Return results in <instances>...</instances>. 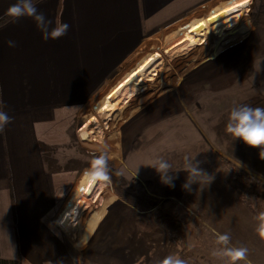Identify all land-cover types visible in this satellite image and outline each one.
Segmentation results:
<instances>
[{
    "label": "rangeland",
    "instance_id": "obj_1",
    "mask_svg": "<svg viewBox=\"0 0 264 264\" xmlns=\"http://www.w3.org/2000/svg\"><path fill=\"white\" fill-rule=\"evenodd\" d=\"M263 2L249 0L238 19L223 27L220 33L209 29L205 35L200 27L212 19L187 27H183L187 24L186 17L172 24L144 21L141 53L130 55L126 62V54H114L115 70L104 85L98 87L97 95L82 102L81 110L96 96L100 97L105 86L117 82L142 59L147 77L135 84L128 101L113 118L107 120L120 103L92 120L78 138L71 132L79 118L77 110L63 132L53 134L55 141L45 143L50 150L51 171L66 178L50 216L55 219L56 210L72 195L71 183L74 185L93 156L101 151L109 154V163L125 178L127 191L146 194L158 203L151 209L138 208L116 192L112 179L110 184H98L85 209L72 222L70 236L56 226L67 256L61 251V261L35 264H161L168 255L178 256L186 264H229L226 258L212 255L220 247L216 244V233H229L233 241L236 232L240 235L249 232L247 226L235 217L240 223L239 229L210 227L209 219L226 221V215L204 212L202 198H193L192 203L186 201L181 192L187 172L174 173L177 178L174 187H170L162 183L152 165L164 159L176 170L184 166L185 156L197 154L196 160L201 162L202 169H219L225 174L232 171L230 177L246 173L258 193L237 192L239 199L251 206L257 216L264 212V180L252 177L226 158L223 122L224 114L229 113L232 106L250 96L264 94V28L256 24ZM202 9L204 7L197 11ZM196 30V36L180 47L159 51ZM197 39L200 41L179 51ZM133 79L134 76L129 83ZM217 130L222 138L218 141ZM231 217L232 223L234 218ZM169 218L179 220L183 232L175 230ZM90 226L91 234L87 237ZM258 241L262 242L260 237ZM0 253V258H18L8 247L0 246ZM20 264L33 263L20 261Z\"/></svg>",
    "mask_w": 264,
    "mask_h": 264
},
{
    "label": "crops",
    "instance_id": "obj_2",
    "mask_svg": "<svg viewBox=\"0 0 264 264\" xmlns=\"http://www.w3.org/2000/svg\"><path fill=\"white\" fill-rule=\"evenodd\" d=\"M248 1L37 0L38 9L53 21V25L57 21L70 25L66 35L47 41L42 39L31 18L16 22L10 18L0 24V97L5 105L3 110L13 118L0 133V246L8 247L18 256L7 260L35 264L59 262L61 251L67 256L56 226L69 235L72 222L85 209L98 184L82 185L83 172L79 174L74 185L69 186L72 195L62 207L59 206L52 219L50 212L66 178L51 171L50 150L45 143L55 141L53 134L62 133L77 110L80 111L79 118L71 132L80 138L92 120L127 99L135 84L147 77L142 59L117 82L107 84L101 90V96H96L81 110L82 102L97 95L98 87L104 85L115 70L114 54H126V62L130 55L141 53V38L145 35L141 34L142 23L148 20L172 24L186 17L187 24L183 27H187L212 19L200 26L206 35L209 29L213 31L235 22ZM15 2L0 0V19ZM231 5L234 6L227 11ZM201 7L204 9L197 11ZM196 33L197 30L189 32L159 51L168 52L180 47ZM9 40L15 41L16 47H9ZM198 41L200 39L185 44L179 51ZM132 76L134 79L129 83ZM242 103L264 107V94L250 96ZM224 117L226 126L228 113ZM219 130L217 141L222 139ZM224 143L226 158L232 164L252 177L264 180V159H260L259 148L249 147L239 139L233 140L228 133ZM218 149L222 151L220 146ZM203 171L214 177L211 184L202 191H198L199 184H192L190 191L182 188L181 194L188 203H192L193 198H202L201 205L206 213L226 215V221L209 219L210 227L239 229L237 217L249 232L243 235L236 232L232 245L247 247L252 264H264V238L255 231L257 214L251 206L242 203L239 194L228 184L233 172L225 174L213 168ZM231 216L234 218L232 223ZM5 237L7 241H4ZM259 237L262 242L258 241ZM5 252L8 253V249Z\"/></svg>",
    "mask_w": 264,
    "mask_h": 264
},
{
    "label": "clouds",
    "instance_id": "obj_3",
    "mask_svg": "<svg viewBox=\"0 0 264 264\" xmlns=\"http://www.w3.org/2000/svg\"><path fill=\"white\" fill-rule=\"evenodd\" d=\"M7 16L13 22L21 18H31L45 41L63 37L70 28L69 24L59 21L53 25V21L46 18L45 14L38 9L37 0H16L7 9ZM7 44L9 47H16V42L13 40H9ZM4 107L3 99L0 97V133H3L6 126L13 121V118L3 110ZM225 131L233 140L239 139L249 147L259 148L260 159H264V107H253L247 103L232 106L228 113ZM196 155L185 156L184 166L180 169L173 170L172 165L164 159H158L152 167L160 174L162 183L170 187H174V180L177 178L174 173L185 171L188 175L182 187L190 191L192 184H199L198 191H202L205 186L211 184L214 177L203 171L200 167L201 162L196 160ZM109 159L110 156L106 151L94 155L89 162V167L83 171L81 184L90 187L110 183ZM256 220L255 231L264 238V212L260 213ZM216 244L220 247L213 251V256L226 258L229 264H240V262L252 264L249 259V249L233 246L229 233H216ZM161 264H186V262L178 256L168 255Z\"/></svg>",
    "mask_w": 264,
    "mask_h": 264
},
{
    "label": "trees",
    "instance_id": "obj_4",
    "mask_svg": "<svg viewBox=\"0 0 264 264\" xmlns=\"http://www.w3.org/2000/svg\"><path fill=\"white\" fill-rule=\"evenodd\" d=\"M10 17L7 15L0 19V24L9 20ZM256 24L264 28V2L262 3L260 10L256 16ZM110 177L113 181L114 188L116 192L121 195L124 199H127L129 202L133 203L138 208L151 209L156 206L158 200L150 197L146 194L135 195L130 193L125 189L126 180L118 170L109 163ZM228 184L238 193L249 192L252 194L258 193V189L254 184L247 178V174L241 172L238 175L229 177L227 180ZM110 184V183H109ZM109 186V185H108ZM111 191V188L109 186ZM169 223L174 225V229L180 232H183V226L179 223V220L169 218ZM0 264H20V261L16 260H7L0 259Z\"/></svg>",
    "mask_w": 264,
    "mask_h": 264
},
{
    "label": "bare ground",
    "instance_id": "obj_5",
    "mask_svg": "<svg viewBox=\"0 0 264 264\" xmlns=\"http://www.w3.org/2000/svg\"><path fill=\"white\" fill-rule=\"evenodd\" d=\"M233 23H234V22H233ZM231 24H232V23H231ZM231 24H227V25H225V26H223V27L229 26V25H231ZM223 27H221V28H217V29H214L212 32H213V33H220L221 31H223ZM215 35H217V34H215ZM219 35H221V34H219ZM211 36H212V35H211ZM205 53H206V52H205ZM127 101H128V98L125 99L124 101H122V102L120 103V105L118 106V108H116V110H114V111L110 114V116H109V118H108L107 120L113 118V116H114L117 112L120 113L121 109L123 108V105H124ZM92 129H93V128H92ZM95 224H96V223H95ZM90 234H91V226L88 227V230H87V232H86V236L89 237ZM85 238H86V237H85Z\"/></svg>",
    "mask_w": 264,
    "mask_h": 264
}]
</instances>
